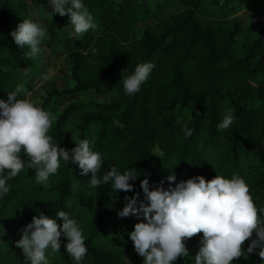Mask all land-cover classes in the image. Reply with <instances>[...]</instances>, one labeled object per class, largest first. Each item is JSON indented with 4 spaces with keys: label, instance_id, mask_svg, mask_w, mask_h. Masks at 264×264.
Returning a JSON list of instances; mask_svg holds the SVG:
<instances>
[{
    "label": "trees",
    "instance_id": "16d2710c",
    "mask_svg": "<svg viewBox=\"0 0 264 264\" xmlns=\"http://www.w3.org/2000/svg\"><path fill=\"white\" fill-rule=\"evenodd\" d=\"M33 2L41 13L51 7L48 0ZM145 2L148 6L142 7ZM155 2L169 9V14L160 17ZM82 3L98 24L97 30L65 36L73 26L68 15L59 14L46 27L47 39L61 43L57 53L68 58L73 84L43 94L41 107L55 117L48 134L69 151L76 146L74 141L87 139L103 157L101 180L112 167L121 173L135 168L138 176L130 181L132 191L116 192L111 183L91 187V173L81 175L78 164L71 162L61 161L46 185L36 183L34 169L24 168L7 181L9 193L0 196V231L15 233L8 241L22 235L33 216L41 213L62 224L56 216L62 210L85 226L88 252L81 264H130L126 258L135 250L129 233L136 223L146 221L142 215L121 218L118 212L127 203L126 196L138 194V201L147 204L141 188L145 178L150 190L161 186L168 190L197 176L206 181L216 175L238 176L249 185L257 207L264 208V24L253 28L233 18L236 8L264 18V0ZM175 6L180 7L178 11H173ZM149 18L155 20L156 33L140 29L141 20ZM25 19L31 20L25 0H0V99L5 101L20 84L26 91L18 98H28L34 91L32 79L40 71L39 54L26 58L30 49L18 48L11 36ZM145 62L155 65L148 80L138 93L126 95L123 79ZM24 68H31L28 76L23 75ZM79 97L80 101L60 109L62 100ZM228 111L234 123L219 129ZM76 113H82L81 120L71 128ZM186 128L192 129L190 137L185 135ZM22 159L27 161L23 152ZM169 175L175 181H168ZM79 209H83L81 217L76 214ZM260 215L264 219V213ZM202 236L191 238L186 244L189 256L174 264H194ZM251 239L242 246L245 252ZM60 240L59 252L46 251L51 264H76L66 251L67 238L62 235ZM259 250L247 258L262 264Z\"/></svg>",
    "mask_w": 264,
    "mask_h": 264
},
{
    "label": "clouds",
    "instance_id": "9594fccd",
    "mask_svg": "<svg viewBox=\"0 0 264 264\" xmlns=\"http://www.w3.org/2000/svg\"><path fill=\"white\" fill-rule=\"evenodd\" d=\"M48 3L52 8L48 12L50 19L54 14L68 15L77 36L98 29L82 0H48ZM66 4L71 7L66 8ZM11 36L18 48L27 46L30 49L25 53L28 59H35L42 52L41 44L49 38L47 28L30 19L19 23ZM96 52L93 48V55ZM154 67L151 62L139 63L134 73L123 79L125 94L133 96L138 93ZM21 71L28 76L31 68ZM52 75L49 72L42 79L47 81ZM25 91V86L20 84L15 91L8 93L7 101L0 99V196L9 193L11 186L7 181L24 168L34 169L36 183L46 185L49 177L57 174L61 161L78 164L81 175L91 173L89 183L93 188L111 183L116 192L133 190L130 181L138 176L135 168L121 173L112 167L102 180L99 178L104 166L103 157L92 150L87 139L74 141L76 146L70 151L59 147L48 134L54 115L36 106L27 96L19 99L18 94ZM234 120L233 113L228 111L218 128L228 129ZM185 135L190 137L192 129L186 128ZM22 152L27 161L22 159ZM175 179L174 175L167 177L170 182ZM141 188L147 204L138 201V194L126 196L127 203L118 215L121 218L142 215L146 221L136 223L129 233L135 252L143 257V264H174L178 258L188 257L186 241L200 233L203 236L194 264H233L241 257L247 259L257 248L264 264V219L260 215L264 208L257 207L243 178L226 179L216 175L206 181L203 176H197L168 190L162 186L150 190L145 178L141 181ZM56 216L62 224L41 213L33 216L21 230V238L15 244L30 264H49L46 251L59 252L62 235L68 240L66 251L76 264H81L86 256L85 236L78 222L62 210ZM253 236L255 239H251ZM250 239L245 252L242 246Z\"/></svg>",
    "mask_w": 264,
    "mask_h": 264
},
{
    "label": "rangeland",
    "instance_id": "374dc122",
    "mask_svg": "<svg viewBox=\"0 0 264 264\" xmlns=\"http://www.w3.org/2000/svg\"><path fill=\"white\" fill-rule=\"evenodd\" d=\"M29 6V13L31 15V20L33 22L41 23L45 27H47L49 23V13L51 12V7H48L45 12L41 13L38 11L36 4L33 0H25ZM142 7L148 6V3L145 2L141 5ZM162 4L155 2L154 9L158 13L160 17L167 16L170 12L167 8H162ZM179 6L173 7V11H178ZM234 19H240L243 23L253 28L257 27L259 24H264V18L261 16H257L247 12L244 8H236L234 9L233 13ZM251 21V22H250ZM141 30H150L156 33L155 28V20L153 18H149L145 21L141 20L140 24ZM65 36H72V37H79L75 34L73 28H68L65 31ZM61 46L60 42H57L53 39H46L42 44V52L39 53V62H40V71L39 75L32 79V83L34 85V91L29 94L28 99L31 100L36 106L41 107L42 97L46 91L51 90L52 88L57 89H64L72 87V82L70 78V63L67 57H63L58 55L57 49ZM51 72L52 78L45 81L42 77ZM92 99H96L98 101H108L109 97H91ZM82 98H74V99H64L60 104V109L63 110L65 106L69 102H77L80 101ZM82 113H76L72 116L69 126L73 128L75 122H79L81 120ZM83 209H79L77 211V215L81 217V212ZM82 220H84V216H82ZM78 224L80 221H77ZM80 226V225H79ZM82 232L85 236V226H80ZM11 231L9 230H2L0 231V264H30V261H26L22 255V250L16 247L15 242L21 238V235L16 236L15 239L12 237V243L8 241L7 237L12 236ZM15 236V235H14ZM190 242V239L186 241V244ZM122 248H125L122 246ZM46 257L49 260V264H51V258L46 253ZM194 259V258H192ZM126 260L130 264H143V257L139 256L135 251L130 253ZM233 264H258L257 261L253 259H245L244 257L239 258L238 260H234Z\"/></svg>",
    "mask_w": 264,
    "mask_h": 264
}]
</instances>
